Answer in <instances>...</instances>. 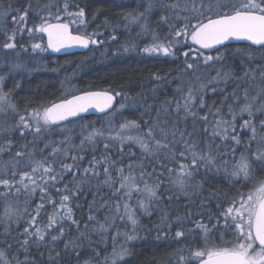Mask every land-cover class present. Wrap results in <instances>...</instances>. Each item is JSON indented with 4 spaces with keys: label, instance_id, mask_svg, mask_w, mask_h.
Listing matches in <instances>:
<instances>
[{
    "label": "snow or ice",
    "instance_id": "snow-or-ice-1",
    "mask_svg": "<svg viewBox=\"0 0 264 264\" xmlns=\"http://www.w3.org/2000/svg\"><path fill=\"white\" fill-rule=\"evenodd\" d=\"M113 44L175 66L20 97ZM134 259L264 264V0H0V264Z\"/></svg>",
    "mask_w": 264,
    "mask_h": 264
},
{
    "label": "trees",
    "instance_id": "trees-1",
    "mask_svg": "<svg viewBox=\"0 0 264 264\" xmlns=\"http://www.w3.org/2000/svg\"><path fill=\"white\" fill-rule=\"evenodd\" d=\"M4 2L7 3L9 0H4ZM237 46L240 45H232L233 48ZM91 54H93L92 49L87 53H78L72 56L53 57L50 54H45L47 57L45 63L49 68L55 67L57 64L64 65V68L58 73L52 71L33 73L25 79L24 91L20 93V97L23 99L28 93H33L39 94L43 99L58 102L62 97L64 88L71 84L70 79L75 76L77 90L83 91L87 90L89 85L95 86V88L106 87V81L112 82L116 80L123 82L130 76L134 80H142L147 77L149 72L158 68L167 72L169 68L175 66L163 62L169 58L138 62V58H114L110 54L103 57L101 52H97L94 56H91ZM78 65L79 67H77ZM74 72L75 75H73ZM66 76L69 77L67 81L65 80ZM17 79H20V77L18 76ZM136 90L139 91L140 89ZM74 93L79 94V91ZM149 102L151 103V101ZM124 116L134 118L132 111H125ZM98 118L93 116L86 117L87 121L97 120ZM135 252L138 258H143L144 255H147V249L144 247H136ZM132 264H135V259Z\"/></svg>",
    "mask_w": 264,
    "mask_h": 264
},
{
    "label": "water",
    "instance_id": "water-1",
    "mask_svg": "<svg viewBox=\"0 0 264 264\" xmlns=\"http://www.w3.org/2000/svg\"><path fill=\"white\" fill-rule=\"evenodd\" d=\"M244 42L233 41L232 45H242ZM90 49H83L79 47H73L67 50H62L60 53H51L52 56H66L78 53H87ZM85 117H100L102 114L96 113L95 110L90 109L88 113L83 114Z\"/></svg>",
    "mask_w": 264,
    "mask_h": 264
},
{
    "label": "rangeland",
    "instance_id": "rangeland-1",
    "mask_svg": "<svg viewBox=\"0 0 264 264\" xmlns=\"http://www.w3.org/2000/svg\"><path fill=\"white\" fill-rule=\"evenodd\" d=\"M93 27H94V26H93ZM89 30L91 31V28H90ZM116 47H117V45L113 44V45L111 46V49L108 51V54L111 55V51H114ZM102 51H104V49L97 50V51H93V50H92L93 54H91V56H94L97 52H102ZM108 54H107V55H108ZM98 56H99V55H98ZM102 56H103V57H106V55H102ZM75 79H76V76L70 79L71 84L68 85V86H66V87L64 88V91H65V90H69V91H72V92H76V91H77L78 88H77V85H76V83H75Z\"/></svg>",
    "mask_w": 264,
    "mask_h": 264
},
{
    "label": "flooded vegetation",
    "instance_id": "flooded-vegetation-1",
    "mask_svg": "<svg viewBox=\"0 0 264 264\" xmlns=\"http://www.w3.org/2000/svg\"><path fill=\"white\" fill-rule=\"evenodd\" d=\"M51 55V54H50ZM74 55V54H73ZM52 56V55H51ZM66 56H72V55H66ZM53 57H62V56H53Z\"/></svg>",
    "mask_w": 264,
    "mask_h": 264
}]
</instances>
